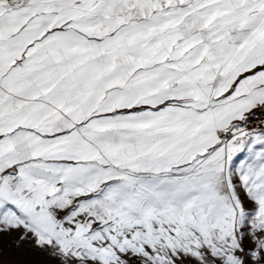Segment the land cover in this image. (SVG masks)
Masks as SVG:
<instances>
[{
    "label": "snow or ice",
    "instance_id": "snow-or-ice-1",
    "mask_svg": "<svg viewBox=\"0 0 264 264\" xmlns=\"http://www.w3.org/2000/svg\"><path fill=\"white\" fill-rule=\"evenodd\" d=\"M0 264H264V0H0Z\"/></svg>",
    "mask_w": 264,
    "mask_h": 264
}]
</instances>
